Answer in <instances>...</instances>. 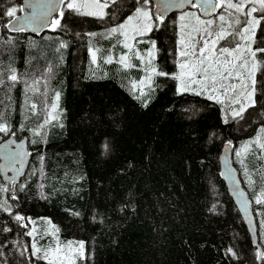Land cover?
Instances as JSON below:
<instances>
[{"label":"trees","instance_id":"obj_1","mask_svg":"<svg viewBox=\"0 0 264 264\" xmlns=\"http://www.w3.org/2000/svg\"><path fill=\"white\" fill-rule=\"evenodd\" d=\"M23 2L0 0V72L6 76L10 66L20 78L0 88V123L8 128L0 135L27 136L32 154L13 193L0 176V264H48L31 248L33 241L48 242L47 222L61 240L84 242L86 257L75 264H259L219 156L232 144L264 250V203L256 202L264 191V158L257 155L264 151L234 153L244 141L240 125L252 135L264 128L260 82L256 104L227 123L220 104L178 94L170 75L158 77L145 107L116 79L88 74L90 45L102 56L99 32L122 21L138 6L135 0H118L103 18L65 9L60 26L38 35L7 28L14 18L7 9L17 8V16ZM147 5L154 9L150 0ZM171 18L146 36L156 42L157 61L167 71L175 69L177 43ZM31 79L39 81L38 93L26 87ZM16 213L24 219L17 222Z\"/></svg>","mask_w":264,"mask_h":264},{"label":"snow or ice","instance_id":"obj_2","mask_svg":"<svg viewBox=\"0 0 264 264\" xmlns=\"http://www.w3.org/2000/svg\"><path fill=\"white\" fill-rule=\"evenodd\" d=\"M63 2L64 0H61V3ZM117 3L118 0H68L66 6L67 9L81 15L103 18L106 15L104 9ZM148 3L149 0H135V4L138 6L134 7L133 14L127 15L125 22L112 27L109 30L110 34H120L127 37L126 29L132 25L133 21H135L134 33L143 34L150 30L156 21L152 19V15L145 7ZM185 4L201 9L205 15L215 13L218 8H222L224 11L216 19H201L200 16L189 13L180 15V21H185L186 17L195 16L197 26L189 27V25L183 23L180 25L182 46L180 56L183 58V62L179 64V73L171 75V78L178 82L177 93L191 91L198 96L204 95L206 99L224 106L223 110L227 111L233 119L243 118L246 107L254 106L255 103L254 95L257 91L256 73L258 69L261 71L260 86L264 88V39H261V37H264V29L260 30L259 37L256 36V30L261 24V20H264V0H217L216 3H213V0H176L173 6L182 9ZM30 7L33 8L32 14L25 17L24 22L19 25L13 23L12 30L24 31L26 24H34L36 27H33L32 31H37L38 27L49 24L48 18L55 11H59L60 17L65 16L64 11H60V5L56 4L54 0H48L46 4L30 5ZM245 8H247V11H245ZM17 11V8L11 7L7 9L6 15L7 17H15ZM17 20H19L18 17ZM156 20L163 23L162 17L158 16ZM50 24L55 30L56 27L61 25V20L53 19ZM193 32L196 33L195 36L192 35ZM88 35L94 36L95 33H89ZM253 45H255V48H253ZM65 46L63 43L61 44V47ZM124 47L131 50V45L126 42ZM89 51L92 53V60L95 63L96 54L92 49H89ZM148 56H152L151 51H149ZM137 57L142 59L138 53ZM127 60L126 55L119 57L121 64L130 67ZM112 62L113 58L109 55L105 59V63ZM149 63H151L150 60ZM50 71L51 69H49ZM152 72L159 76L170 75L163 70L157 71L155 67L152 68ZM148 79L150 80L151 77H148ZM6 81L11 82L10 86L20 82L16 69L9 66L6 76L3 72H0V88L5 85ZM38 84V80H34L31 85L25 81V85L30 91L38 92L39 89L36 87ZM135 87L136 84L134 83L133 88ZM140 95H145L143 90H141ZM56 98H59V93H56ZM235 105H239V107L237 108ZM55 107L56 105L53 104L52 108ZM31 108L35 112L37 105L32 104ZM47 122V120L44 121V123ZM227 122L228 117L225 116V123ZM44 123L38 125V128L43 129ZM7 131L8 128L5 124L0 123V132ZM261 133V137L252 141V143L256 144L261 151H264V142H261V140H264V128L261 129ZM39 134V131L35 132V135ZM17 147L22 146L18 145ZM242 151L244 153L249 151L248 143L243 145ZM241 154V151L236 152L237 157H240ZM240 162L241 164L244 163L243 160ZM22 188L23 185H21ZM257 202H261L259 197ZM4 210L7 211L8 209L5 208ZM23 219L24 217L18 214L15 216L17 222ZM28 235L31 236L32 233L30 232ZM66 247L71 250L72 242H68ZM83 250L84 244L80 243L76 248V252L78 255L83 256ZM59 252L58 245L47 249H41L35 245L32 247V255H39V258L46 260L48 264H57L59 259L57 254Z\"/></svg>","mask_w":264,"mask_h":264},{"label":"rangeland","instance_id":"obj_3","mask_svg":"<svg viewBox=\"0 0 264 264\" xmlns=\"http://www.w3.org/2000/svg\"><path fill=\"white\" fill-rule=\"evenodd\" d=\"M67 2L68 0H66L64 4V8L61 11H65V9H67V6H66ZM145 7L148 9L150 14L152 15V19L156 21L153 27L143 34L134 33L133 26L135 25V21H133L132 25L126 29L127 37L120 35V34H110L109 30L112 27H116L120 23L126 21V17H125L122 21L114 23L109 27L103 28L99 32V34L101 35V40H102V36H104V39H105V40L103 39L101 43V47H103L102 56L99 55L98 47H96L94 44L90 45L89 49H92L95 52L97 59H96V62L93 63L92 53L89 51L90 52V65L88 68V74L91 76L96 77L97 75L99 76L101 75L104 78L116 79L119 83H121L124 87H126L139 102L143 104L145 103L147 104L148 102L151 101V99L155 95L157 88H158L159 75H156L155 73L152 72L153 67H155L157 71L163 70L164 72L170 74V76L172 74H178L180 71L179 64L183 62V58L180 56V51L182 50L180 25L183 23V24L189 25V27L197 26L195 16H200L201 19H209V18L216 19L224 11L222 8H218L217 11L211 17L205 18L200 14L198 8L190 7L184 11L177 12L172 15L171 19H174L177 24V43H176V53H175V60H174L175 69L172 71H167L166 69L162 68L157 61L158 51H157L156 42L152 40L151 38L146 37L155 27L161 26L162 23L156 20V17L158 16L154 14L152 8H150L148 5H146ZM108 9L109 8L104 9V12L106 13V15L108 13ZM133 12L134 10L129 14H133ZM183 13L195 14V16H189V17H186L185 21H180L179 17ZM106 15H104L103 17H105ZM91 17H94V16H91ZM59 18L60 16L58 13L54 17V19H59ZM97 18H100V17H97ZM162 19L164 22L165 18L162 17ZM192 35L195 36L196 33L193 32ZM125 42L131 45V50L124 47ZM221 43L223 44V41ZM253 48H255V45H253ZM149 51L152 52L151 57L148 56ZM137 53L139 54V57H142V59L137 57ZM109 55L112 56L113 62L105 63V59ZM124 55L128 57L127 64L130 65V67H125L123 64L119 62V57L124 56ZM149 60L151 61V63H149ZM260 72H261L260 69H258L256 73V79L258 82L260 81V78H259ZM148 77H151V79L149 80ZM141 81H143V83H141ZM134 83L136 84L135 88H133ZM176 83L178 86L177 81ZM256 88H258V83L256 85ZM141 90H143L145 95L143 96L140 95ZM188 93H192V92L189 91ZM201 96L206 97L204 95H201ZM254 101H255L254 103L255 105L257 101L256 97H254ZM235 107L238 108L239 105H235ZM251 107L252 106L246 107V110H249ZM220 108L222 111L221 105H220ZM248 131L249 130L245 127L244 124L238 127V132H237L239 135L238 137L243 139L244 141L242 142V144L240 145L238 149H235L234 153H236L237 151H241V153L244 154V152L242 151V148H243V145H245L246 143L249 144V151L247 152V154H251L252 152L254 153V150L256 148L257 149L259 148L256 144L252 143V141L261 137L262 135L261 129L256 131L253 135L248 133ZM261 142H264V140H261ZM259 151L262 152L261 149ZM257 157L261 159V157L264 158V155H257ZM246 166H248V164H246ZM258 197L261 201L260 203H264V191ZM257 198H256V202H257ZM33 224L36 228H40L45 225L44 223L36 224L34 222ZM45 228L48 231H50V236L45 238L46 240L48 239V242L46 244H38L36 241H33V245L41 249H47V248H51V247L58 245L60 248V252L57 254L59 258L57 261L58 263L61 264L62 262L63 264H75L77 259L79 258L83 259L86 257V249H85V244L83 241H73V240L63 241L61 240V238H59L58 236L57 229L54 226H52L50 222H47ZM39 234H41L39 239H44L43 238L44 233L39 232ZM68 242H72L71 250H69V248L66 247L68 245ZM80 243L84 244V250H83L84 255L83 256L78 255V253L76 252V248Z\"/></svg>","mask_w":264,"mask_h":264},{"label":"water","instance_id":"obj_4","mask_svg":"<svg viewBox=\"0 0 264 264\" xmlns=\"http://www.w3.org/2000/svg\"><path fill=\"white\" fill-rule=\"evenodd\" d=\"M54 2L60 5L61 11L63 9L64 2L61 3V0H54ZM150 2L154 6V14L163 18L192 7L189 4H185L184 8L182 9L176 8L173 6L176 0H150ZM216 2L217 0H213V3ZM38 3L46 4L48 3V0H24L22 5V13L9 21L7 28L10 31L19 32L12 30L13 23L15 25H19L21 22H24L25 17L30 16L33 12V8H31L30 5H36ZM199 12L205 18L211 17L214 14L210 13L209 15H205L201 11V9H199ZM58 13L59 11L52 12L51 16L48 18L49 24L44 27H38L37 31H32V28L36 27V25L26 24L24 32L30 35H38L43 33L51 26V20H53ZM17 17L19 18V20H17ZM3 33L4 28L0 23V38L2 37ZM47 134L48 127H46V137ZM18 145H21L22 147L18 148ZM17 153H19V155H17ZM31 158L32 154L29 149V139L27 136L16 138L13 134L7 137H3L0 135V176L4 182L11 184V193L14 192L15 185L26 174L30 166ZM219 161L222 178L226 184L229 194L234 200V203L242 217L244 224L248 229L252 243L256 246L258 253L260 254L258 257V263L261 264L264 250L259 242L256 215L252 208V200L249 196V193L245 188L240 173L233 162L232 144L226 143L225 145H223L220 152Z\"/></svg>","mask_w":264,"mask_h":264},{"label":"flooded vegetation","instance_id":"obj_5","mask_svg":"<svg viewBox=\"0 0 264 264\" xmlns=\"http://www.w3.org/2000/svg\"><path fill=\"white\" fill-rule=\"evenodd\" d=\"M257 7H259V5H257ZM245 11H247V8H245ZM254 15H258V14H254ZM261 29H264V20H261V24L258 26L257 30H256V36L259 37V32ZM261 39H264V37H261ZM9 187L11 188V184H9Z\"/></svg>","mask_w":264,"mask_h":264},{"label":"crops","instance_id":"obj_6","mask_svg":"<svg viewBox=\"0 0 264 264\" xmlns=\"http://www.w3.org/2000/svg\"><path fill=\"white\" fill-rule=\"evenodd\" d=\"M254 97H256V93H255ZM221 106H222V105H221ZM223 109H224V106H222V114H223L224 118H225V116H227V117L229 118L228 120H236V119H240L239 117L233 119L232 116H231L227 111L225 112V110H223ZM247 112H248V110H246V111L243 113V116H244Z\"/></svg>","mask_w":264,"mask_h":264},{"label":"bare ground","instance_id":"obj_7","mask_svg":"<svg viewBox=\"0 0 264 264\" xmlns=\"http://www.w3.org/2000/svg\"><path fill=\"white\" fill-rule=\"evenodd\" d=\"M42 76V75H41ZM42 78V77H41ZM32 81H33V79H31ZM40 80V79H39ZM23 82V81H22ZM28 82V81H27ZM42 82V81H41ZM44 82V81H43ZM29 84V83H28ZM30 84H31V82H30ZM29 84V85H30ZM45 85V84H44ZM44 87V86H43ZM41 89H42V87H41ZM48 89V88H47ZM43 91H44V89H43ZM38 93V92H37ZM44 95H45V92L43 93ZM42 94V95H43ZM47 95H48V93H47ZM51 95V94H50ZM49 95V96H50ZM44 97V96H43ZM48 97V96H47ZM33 98V97H32ZM30 102H32L31 100H30ZM39 102V101H38ZM62 102V101H61ZM53 104V103H52ZM5 109V108H4ZM2 111H3V109H2ZM59 111V110H58ZM29 117H31V116H29ZM25 119V118H24ZM40 119V118H39ZM48 119V118H47ZM27 120V119H26ZM28 120H29V118H28ZM56 122V121H55ZM58 122V121H57ZM44 130V129H43ZM246 135V134H245ZM22 136V135H21ZM243 137V136H242ZM34 153V152H33ZM264 171V170H263ZM25 180V179H24ZM21 185V184H20ZM7 191V190H6ZM7 200V199H6ZM8 204V203H7ZM8 206V205H7ZM3 207V206H2ZM4 208V207H3ZM8 209H10V208H8ZM238 211V210H237ZM9 212V211H8ZM17 214V213H16ZM61 237V236H60ZM32 248V247H31Z\"/></svg>","mask_w":264,"mask_h":264}]
</instances>
